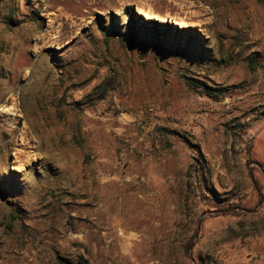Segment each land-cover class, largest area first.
Wrapping results in <instances>:
<instances>
[{"label":"rangeland","instance_id":"obj_1","mask_svg":"<svg viewBox=\"0 0 264 264\" xmlns=\"http://www.w3.org/2000/svg\"><path fill=\"white\" fill-rule=\"evenodd\" d=\"M0 264H264V0H0Z\"/></svg>","mask_w":264,"mask_h":264},{"label":"trees","instance_id":"obj_2","mask_svg":"<svg viewBox=\"0 0 264 264\" xmlns=\"http://www.w3.org/2000/svg\"><path fill=\"white\" fill-rule=\"evenodd\" d=\"M125 16L127 18V23L129 26L132 25V22L135 20L134 17L136 18H140L138 17V15H136V13L131 9H125ZM141 19V18H140ZM135 23V22H134ZM206 90L210 89L209 87H207L206 85H202Z\"/></svg>","mask_w":264,"mask_h":264},{"label":"bare ground","instance_id":"obj_3","mask_svg":"<svg viewBox=\"0 0 264 264\" xmlns=\"http://www.w3.org/2000/svg\"><path fill=\"white\" fill-rule=\"evenodd\" d=\"M147 18V17H146Z\"/></svg>","mask_w":264,"mask_h":264}]
</instances>
